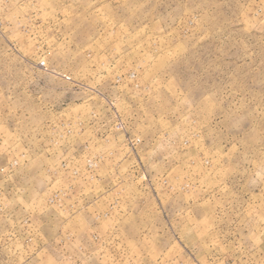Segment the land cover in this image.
<instances>
[{
    "label": "rangeland",
    "instance_id": "obj_1",
    "mask_svg": "<svg viewBox=\"0 0 264 264\" xmlns=\"http://www.w3.org/2000/svg\"><path fill=\"white\" fill-rule=\"evenodd\" d=\"M0 264H264V0H0Z\"/></svg>",
    "mask_w": 264,
    "mask_h": 264
}]
</instances>
